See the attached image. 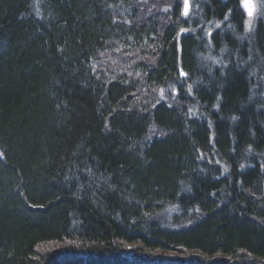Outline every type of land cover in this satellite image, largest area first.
Wrapping results in <instances>:
<instances>
[{"label":"trees","instance_id":"obj_1","mask_svg":"<svg viewBox=\"0 0 264 264\" xmlns=\"http://www.w3.org/2000/svg\"><path fill=\"white\" fill-rule=\"evenodd\" d=\"M258 4L0 0V264H264Z\"/></svg>","mask_w":264,"mask_h":264},{"label":"rangeland","instance_id":"obj_2","mask_svg":"<svg viewBox=\"0 0 264 264\" xmlns=\"http://www.w3.org/2000/svg\"><path fill=\"white\" fill-rule=\"evenodd\" d=\"M241 1L243 4L244 0H241ZM250 2L252 5H254L251 16L248 14V9L245 8L246 15H248L247 26H249V27H251L252 22L255 21L256 17L258 16L257 13H258V9H259V4H258L259 0H250Z\"/></svg>","mask_w":264,"mask_h":264},{"label":"snow or ice","instance_id":"obj_3","mask_svg":"<svg viewBox=\"0 0 264 264\" xmlns=\"http://www.w3.org/2000/svg\"><path fill=\"white\" fill-rule=\"evenodd\" d=\"M187 6H188V0H185V8H187ZM243 6L244 8L248 9V14L251 16L254 5L251 4L250 0H244ZM185 15H187V12H185Z\"/></svg>","mask_w":264,"mask_h":264},{"label":"water","instance_id":"obj_4","mask_svg":"<svg viewBox=\"0 0 264 264\" xmlns=\"http://www.w3.org/2000/svg\"><path fill=\"white\" fill-rule=\"evenodd\" d=\"M187 12V15H188V13H189V11H186ZM186 32L188 31V30H185ZM185 74V73H184Z\"/></svg>","mask_w":264,"mask_h":264}]
</instances>
